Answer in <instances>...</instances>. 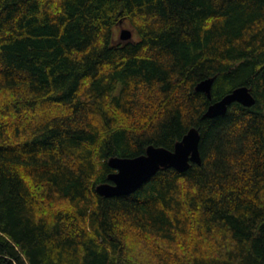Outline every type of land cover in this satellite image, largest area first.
<instances>
[{"label":"trees","instance_id":"trees-1","mask_svg":"<svg viewBox=\"0 0 264 264\" xmlns=\"http://www.w3.org/2000/svg\"><path fill=\"white\" fill-rule=\"evenodd\" d=\"M191 128L202 165L98 194ZM0 264H264V0H0Z\"/></svg>","mask_w":264,"mask_h":264},{"label":"water","instance_id":"water-1","mask_svg":"<svg viewBox=\"0 0 264 264\" xmlns=\"http://www.w3.org/2000/svg\"><path fill=\"white\" fill-rule=\"evenodd\" d=\"M131 37L130 31L122 32V40H128ZM213 83V79L205 80L198 84L197 90L206 93L212 100ZM235 102L252 107L256 104V99L248 87H239L221 100L212 103L204 117L213 119L226 114ZM200 140L201 135L198 129L191 128L183 139L176 143L172 151L151 145L147 148L146 154L136 158H111L109 166L115 172L109 175V183H103L97 187L98 194L103 197L129 195L141 188L161 169L173 168L179 172H186L190 169L191 163L202 165Z\"/></svg>","mask_w":264,"mask_h":264},{"label":"rangeland","instance_id":"rangeland-1","mask_svg":"<svg viewBox=\"0 0 264 264\" xmlns=\"http://www.w3.org/2000/svg\"><path fill=\"white\" fill-rule=\"evenodd\" d=\"M125 27H126V28H128L129 26H127V25H124V27H122V25H121V26L119 27V29H118V30H119V32H120V33L118 34V36H120V34H121V31H122V28H125ZM138 38H139V35H138V33H134V35H133V39H135V40H136V39H138Z\"/></svg>","mask_w":264,"mask_h":264},{"label":"bare ground","instance_id":"bare-ground-1","mask_svg":"<svg viewBox=\"0 0 264 264\" xmlns=\"http://www.w3.org/2000/svg\"><path fill=\"white\" fill-rule=\"evenodd\" d=\"M204 81V80H203Z\"/></svg>","mask_w":264,"mask_h":264}]
</instances>
